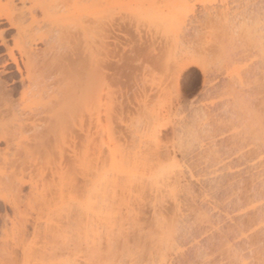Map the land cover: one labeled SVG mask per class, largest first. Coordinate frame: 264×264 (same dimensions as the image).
<instances>
[{"label":"bare ground","instance_id":"6f19581e","mask_svg":"<svg viewBox=\"0 0 264 264\" xmlns=\"http://www.w3.org/2000/svg\"><path fill=\"white\" fill-rule=\"evenodd\" d=\"M113 2L0 0V153L6 154L21 143L23 145L18 147H25L21 154L23 161L16 160L22 159L20 157L10 159V163L9 159L3 162V165L11 164V168L8 170L5 166L7 171L2 172L6 177L0 191L4 205V212L0 214L2 223L7 225L11 222L21 238L30 232L34 237L39 234L46 236L53 230L51 235L60 236L64 242L59 251L61 255L68 253L67 233L69 228H73L80 245L81 264H264V171H261L264 168L257 170L258 176H230L220 184H199L197 189L198 180L195 187V179L191 176L190 179L184 178L183 165L178 163V158L166 157L167 160L158 159L155 163L152 162L154 159L147 160L145 156L131 159L126 153L118 152L113 128L117 97L111 93L113 88L107 86L108 82L102 76L100 53V41L104 35L101 11L110 8ZM37 12L53 15L49 16L53 19L48 21L50 24L45 31L34 32L30 28L29 32L24 23L30 18L35 21ZM181 12L174 11L172 16L178 18ZM7 29L14 31L9 33L10 38ZM152 43L150 41L149 44ZM111 65L110 62L109 68ZM190 66L201 69L205 89L207 71L197 60L186 59L180 65L179 73ZM19 83L24 95L22 107L14 98L18 91L16 84ZM104 84L109 87L108 92L103 88ZM103 111H106L105 123L101 118ZM19 115L24 117L23 121ZM257 120L260 123L258 117ZM21 129L27 135H23ZM101 130L108 133L106 139L109 143L103 142L101 133L100 144L97 140L95 143L90 140L88 148L93 151L92 158L88 148L77 151V141L84 136L87 139L94 137ZM152 134L156 136V132ZM100 139L108 143H105L104 152H108L104 155L101 153L104 144ZM38 151L61 156L66 154L70 162L66 161L60 173L49 178L45 172L35 178L34 174L26 176L17 170L19 166L24 168L21 164L25 165L29 160L31 165ZM39 152L36 159L44 154ZM13 159L16 160L14 167ZM37 163L38 160L34 167ZM26 187H29L28 193ZM34 193L41 196L53 214V218H47L44 225L35 219L32 222L24 218L19 209L18 200ZM146 205L150 208L147 212L151 214L150 230L146 227L149 223L144 222V225L142 219L144 214L143 218L148 214L141 215L146 211L147 207L143 209ZM16 213H19L21 221L17 220ZM191 218L195 220L189 222ZM190 224L197 225L199 229ZM141 225L145 226V231ZM186 225L205 235L206 241L199 239L207 242L206 250L200 245L202 241L198 239L197 242L201 252L204 250L199 258L197 253L191 254L197 258H185L188 250L191 251L190 244L187 252L181 249V241L185 245L187 236L180 230L182 227L186 229ZM131 231L135 232L134 240L149 245L148 249L144 247L147 250L142 249L137 240L132 244ZM191 231L190 234L194 235ZM198 235L191 237L197 238ZM5 249L3 239H0V255ZM51 253L55 256L56 251Z\"/></svg>","mask_w":264,"mask_h":264},{"label":"rangeland","instance_id":"374dc122","mask_svg":"<svg viewBox=\"0 0 264 264\" xmlns=\"http://www.w3.org/2000/svg\"><path fill=\"white\" fill-rule=\"evenodd\" d=\"M169 1L112 0L116 6L113 4L108 9L103 4L105 10L101 11L103 18L101 31L104 35L103 41H100L102 76L106 83L111 84L107 86L113 88L111 93L117 97L113 128L117 146L119 145L118 152L120 150L121 154L126 153L131 159L136 157L141 159L145 156L147 160L154 159L152 162L155 163L165 161L169 157L178 158V163L183 165L181 169L183 168L184 173L182 175L186 176L184 178L190 179L191 176L195 179V187L198 180L197 189L206 184L208 186L212 183L220 184L224 178L230 176H258L257 170L264 168V0H184L185 2L182 0L184 4L179 0H171L172 3ZM177 10L182 12L178 18H174L173 12ZM49 16L53 15L37 12L35 21L31 18L25 21L24 26L27 28L25 29L27 31L32 29L34 32L45 31L53 19L52 17L49 19ZM6 32L9 38L14 33L8 29ZM150 41L153 43L149 44ZM186 59H195L206 69L208 81L205 89L204 75L199 67L190 66L179 73V67ZM109 60L112 63L110 68ZM19 84L15 85L18 91L14 98L22 107L24 95ZM103 88L108 92L109 87ZM103 112L101 118L103 117L105 123L106 111ZM19 117L22 118L21 121L24 120L22 115ZM257 117L261 120L260 123ZM24 130L22 134L27 135ZM154 131L157 138L153 137ZM100 133L103 134V142L107 141L108 133L101 130L97 134ZM98 135H95L96 138L82 137L80 142L77 141V151L86 150L90 140L92 142L97 140L98 143L102 137ZM102 140L100 139L101 143ZM107 142L105 143L108 145ZM105 143L104 147L101 144L103 155L108 152H104ZM19 145L23 144H17L6 154L0 153V191L3 190L2 185L4 186L6 181L5 174L2 173L7 171L5 166H8L9 170L10 159L20 158L25 152V147H18ZM97 146L94 147L98 148ZM91 149L96 152L93 146ZM90 151L92 158L93 151ZM49 153L41 154L42 157L39 159H36L35 154L31 165L28 163L31 160L28 159L27 163L24 161L25 165L20 163L24 168L21 169L19 166L20 169L17 170L26 176L34 174L35 178L43 172L48 178L54 173L58 175L61 168L70 162L69 156ZM23 156L25 157L24 154ZM7 159L8 165H3ZM261 159L263 166L260 164ZM16 160L24 159L22 157ZM36 160L39 164L34 167ZM28 188L26 187V193ZM47 199L49 200L50 196ZM18 203L21 215L30 221L35 219L34 221L44 225L47 218H53V214L37 193L21 197ZM3 208L0 200V214L4 212ZM8 209L13 215L9 207ZM143 209L146 211L141 215L148 214L144 218L145 214L142 216L143 224L149 223L146 227L150 230L151 214L149 215L150 211L147 212L150 208L146 205ZM16 216L18 221L22 220L19 213H16ZM192 219L194 218L189 222L195 220ZM189 222L186 221L187 224ZM142 227L145 231V226ZM192 227H184L186 229L182 227L180 230V233L184 231V235L187 236L186 240L184 238L185 245L181 241L182 251L187 252L191 245L189 247L191 251L188 250L189 255L187 253L186 259L192 257L194 253H197L199 258L207 249V242H203L206 241L205 235L201 229V232H195L199 228L193 230ZM188 228L190 231L193 230L192 234H199L197 238L191 237L194 235L190 234ZM53 233L52 230L46 236L39 234L34 237L30 232L21 238L12 228L11 222L5 225L0 218V239H3V247L6 248L0 255V264H81V250L74 229L69 228L67 233L68 253L64 255L59 252L64 242L60 236L51 235ZM130 234L132 235L131 238L129 235V238L133 244L135 232L131 231ZM189 238L194 240L190 241ZM198 239L203 242L200 243L204 249L202 252ZM137 242L141 243L142 249L149 248V245L139 240ZM54 250L55 256L51 253ZM196 255L192 258H197Z\"/></svg>","mask_w":264,"mask_h":264}]
</instances>
